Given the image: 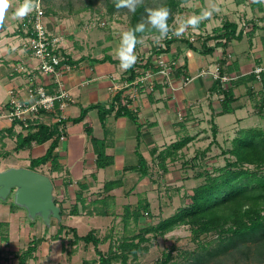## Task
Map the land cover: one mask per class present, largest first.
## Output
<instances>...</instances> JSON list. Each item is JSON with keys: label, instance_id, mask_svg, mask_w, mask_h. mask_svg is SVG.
Listing matches in <instances>:
<instances>
[{"label": "crops", "instance_id": "0c3cea01", "mask_svg": "<svg viewBox=\"0 0 264 264\" xmlns=\"http://www.w3.org/2000/svg\"><path fill=\"white\" fill-rule=\"evenodd\" d=\"M260 4L262 11L259 7L254 8L261 13L260 17L255 14L259 23L264 22V3ZM22 21L14 25L10 17H6V23L10 27L6 28L5 25L0 27V109L11 98L10 90L24 88L28 83V75L18 72L17 66L24 65L31 73H38L36 70L38 61L22 46L24 35L18 29ZM258 25L260 28L254 25L255 30L251 37L247 35L246 38L237 41L244 42L239 45V49L243 50L245 47L249 49L245 54L239 50L235 51L231 42L227 47H217L207 55L199 52L203 50L201 46L196 47L198 49L196 53L203 59L199 57L195 59L191 49L180 54L172 44L165 58L175 61L179 67H186V73L191 79L187 84L183 83L185 76L175 72L169 77L155 74L152 81L135 84L136 77L141 73L137 72L134 80L129 82L128 73L120 67L119 59L111 57L114 61H102L105 54L103 57L100 56L102 53L94 55L86 49L82 54L84 52L82 48L79 52H75L74 48L66 50L63 43L65 51L71 57L73 68L61 72L58 78L54 75L39 74L36 78V82L43 84L48 91L57 89L59 87L57 84L60 83L70 95V101L65 108L57 109L58 113L61 112L64 116L66 134L65 140L60 141L55 149L58 161L63 166L62 171L51 172L49 163L41 165L46 167L45 170L48 172L46 175L54 183L57 205L61 204L64 210L66 207L70 208L76 202V194L79 191L77 183L81 181L88 185L83 195L88 203H91L98 193L99 198L109 195L112 197L110 200L116 201L117 192L127 191L128 183L142 185L144 190L150 189V192L160 191L163 186L161 180L167 181L169 177L171 180L182 179L181 175L186 173L184 170L186 162L200 156L197 146L209 142V136L214 133V128L217 134H222L225 125L232 126L231 129L235 132L233 139L239 131L237 129L252 128L243 126L250 119L260 117L258 120L264 121V112H259V101L264 99L263 84L261 81H248L234 89L236 100L233 103L234 112L230 114H235V120H227L228 123L219 122V119L225 116V114L220 115L222 94L219 88L215 87L216 79L212 76L219 60L226 62V66L230 69L228 76L233 79L250 74L257 66L264 67V25ZM47 27L51 33L60 36L49 26V22ZM208 57L210 58L207 59ZM211 68L213 69L210 70ZM207 74L211 77L208 76L202 81V77ZM228 86H230L228 81L222 82L221 87ZM251 101L253 103H250ZM92 105H100L105 111L92 108L87 111L86 118L82 122L76 124L71 122V119L80 116L82 110ZM186 111L188 114L184 115ZM42 121L45 124L54 123V114H44ZM87 122L92 127L91 135L105 143V153L112 159V165L104 169H98L96 166V154L90 136L84 129ZM11 126L12 123L0 117V149L5 143L16 141L18 134L25 135L28 132L18 125L12 132H6ZM189 128L196 129L195 135L182 136L183 131L188 134ZM181 141H184L185 145L175 156H171L173 146ZM49 143L32 145L28 149L31 160L43 156ZM207 147H210V144ZM192 151L195 155L190 160ZM141 158L144 159L143 168L142 165L140 166ZM31 160L28 161V166ZM71 165L77 167L78 172L75 171L77 179L71 176L72 173L68 169ZM163 166H166V169ZM8 167H19V165L17 161L10 160V151H0V170ZM54 175L60 177L56 179ZM109 176L112 178H107ZM186 178L189 180L187 175ZM114 180H121V187L108 194L102 193L104 184ZM64 181L69 183L66 187L63 185ZM72 191H74L73 196ZM131 193L127 191L125 195ZM147 193H143V199L150 205L146 197ZM115 201L112 200L113 203ZM0 221L7 222L2 220L1 216Z\"/></svg>", "mask_w": 264, "mask_h": 264}, {"label": "rangeland", "instance_id": "374dc122", "mask_svg": "<svg viewBox=\"0 0 264 264\" xmlns=\"http://www.w3.org/2000/svg\"><path fill=\"white\" fill-rule=\"evenodd\" d=\"M176 1H182L177 8L170 7L168 0H144L141 6H144L142 19L146 15L145 8H153L160 5L168 7L171 11L168 25L172 32L179 28L189 17H201L205 11L211 13L210 16L202 18L195 28L188 26L181 36L172 35L178 39V41L173 43V47L177 51L179 50L180 54L190 49L186 47L187 43L184 42L185 40L190 41L198 48L206 41L208 45H214L216 40H206V38L216 35V29L221 28L225 21L237 23L238 29L244 32L243 38H246L247 34L252 31L254 25L258 28H260L258 24L264 25V22L259 23L257 18H255V14L260 17L261 13H258L257 9L251 7V3L254 0ZM22 3L23 0H10V7L7 9L4 21L6 28L7 26L10 27L6 23V17H10V20L13 21L12 23L16 25L20 20L26 19L28 15L33 13L32 11L22 19L16 18L15 12ZM40 5L45 14L42 21L46 25L49 22V26L60 34L62 38L61 42L62 44L65 43L63 45L66 50L74 48L75 52H79L80 48H82L84 51L82 54L85 53L86 49L87 52L94 55L102 53L100 54L102 57L105 54V56L118 59L117 50L120 45V37L123 32L130 30L133 13L128 12L127 9L117 11L114 7V0H40ZM110 6L111 10L109 9ZM158 35V33L150 32L141 34L140 40H142V43L137 44L135 48L136 61H141L140 58L147 60L148 57L153 56L154 47L157 45L154 43L153 37ZM237 41H232L233 49L235 51H242L241 53L244 54L248 52L249 49L247 47L243 48V50L239 49V45L244 42L239 43ZM151 52L152 54L150 55ZM191 53H193L195 59L198 57L202 58L194 50ZM163 57L165 58L166 56L163 55ZM208 76L210 74H207L205 77L203 76L202 81L204 78H208ZM212 76L214 77V75ZM250 103L253 102L251 101ZM183 114H188V111ZM248 116H250L249 113ZM235 117V114H225V116L219 119V122L228 123L227 120H235ZM259 118L250 119L247 121L248 124L245 123L246 125L244 124L243 126L262 127L261 129H264V121L258 120ZM231 128L232 126L225 125L222 134L216 133L214 136L212 133L209 136V142L198 144L199 151L196 149L198 153L200 155L203 152L206 153L205 155L202 154V157L197 162H192L191 164H200L204 168L202 166H196L195 168L186 167L184 169H187V171L184 175H181L182 179H172V181L171 177H169L167 181L166 179L165 181L161 180L160 183L163 186L160 191L150 192V189L144 190L142 185L138 186L135 183H128L127 191H131V195L126 196L125 193L127 191H118L116 201L113 199L115 203L110 200L109 204H106L107 206L109 205V213L106 217L93 214L88 215L81 210L80 215H66L60 222L52 219L50 226H47L39 218L35 220L29 219L25 210L13 204L12 198H9L6 202H0V216L2 220H7L9 223V240L7 242L0 240V264H13L16 261L15 255L23 252L33 239H38L41 242L38 244L37 251L35 252V259L31 260L30 264H86V262L92 264L93 261L98 259L93 244L74 242L73 234L69 229L75 228L79 235H85L91 229H95L97 236L107 239L104 244L99 246L101 251L107 252L110 245L115 247L118 241L124 238H131L141 229L150 226L154 227L160 220L171 216L185 203V199H183L185 192L190 193L193 188L203 182V178H194L196 173L202 172L203 169L211 171L213 168L222 167L225 165L226 159H233V156L230 154L222 155V151L231 149L232 147V137L235 132ZM195 131L196 129L189 128L188 134L183 131L182 136H194ZM66 143L65 141L64 144L66 145ZM207 144H210V147H207ZM15 145L16 141H11L9 144L5 143V146L0 151H10L11 161H17L19 167L29 168L28 161L31 160L30 152L28 149L17 152L15 151ZM194 155L192 151L189 159L191 160V157ZM45 168L40 166L37 168V171L46 175L48 172H46ZM68 169L72 173L71 176L77 179L75 173L77 167L71 165ZM261 174L264 175V167L261 169ZM186 175L189 180L186 178ZM58 177L60 176L54 175V178L58 179ZM107 178L112 177L109 176ZM57 184L59 185V182ZM58 185L57 192L59 190ZM73 192H71L72 196ZM143 193H147L146 197L150 201V214L144 215L138 224H135L132 218H129L125 224L123 221L124 206L128 204L135 207L138 201L144 198ZM98 206L105 209L101 204ZM68 208L66 207L65 212L68 211ZM61 224L65 226V230L59 234L58 229ZM146 237L150 240L142 243L140 250L137 252L136 259H133V256L129 255L128 264H162L164 255L169 252L173 256L169 264H188L193 262L192 259L195 253L201 252L199 247L201 244H205L204 246L211 249L217 245V235L215 234L202 236L199 242L193 241L191 232L187 226L177 227L164 236L153 237V233H150ZM113 263L123 264L120 260H115ZM204 264H264V260L261 259L259 261V257L252 246L249 257H246L241 252L231 250L228 253L206 261Z\"/></svg>", "mask_w": 264, "mask_h": 264}, {"label": "trees", "instance_id": "16d2710c", "mask_svg": "<svg viewBox=\"0 0 264 264\" xmlns=\"http://www.w3.org/2000/svg\"><path fill=\"white\" fill-rule=\"evenodd\" d=\"M168 1L169 6L172 8H177L182 2L176 0ZM251 7H259L260 11L263 10L261 4L258 2L251 3ZM109 9H112L111 6ZM143 11L144 6H140L137 8L136 12L133 13L130 29H133L142 20ZM20 26L21 24L18 28L19 31H21ZM254 30L255 28L253 27L252 31L247 35L251 37ZM147 32L157 33L152 29H147L143 33ZM215 32L216 35L206 38V40H216L215 45L209 46L206 41L201 44L203 50L199 52L206 55L211 54L215 48L227 47L233 40H241L244 36L243 30L238 29V24L231 21H225L222 27L216 29ZM141 34L142 33L136 34L138 39H140ZM170 34H172V31H170ZM176 41H178V39L172 36L165 39V49L154 47V54L146 60L145 65L136 62L132 68L127 70V80L129 82L133 81L137 76V69L140 68L147 69L150 67L155 71L158 70L157 67L153 66V58L155 56L158 57L167 54L172 44ZM184 42L187 43L186 47L198 51L190 41L185 40ZM69 58L71 59L70 56ZM107 60L114 61L110 56L106 55L102 61ZM225 63L224 60H219V78L216 79L215 84V87H218L222 94L220 115L234 112L233 103L236 100L234 89L240 84L248 81H261L264 89V72L261 74V80H258L254 70L248 75L233 79L228 76L230 69ZM185 68V66L173 67L172 72L183 74L185 77H188ZM226 68L227 70H225ZM232 69L234 68H231V70ZM227 76L229 77L228 82L230 86L227 88L221 87L223 81L220 78ZM259 104V112H264V99H261ZM92 108H98L102 112L105 111L100 105H92L82 110L80 116L71 119V122L74 124L82 122L86 118L87 111ZM56 112H58L57 109ZM16 125L17 123H13L6 132H12ZM60 125H64V121L51 124L42 122L31 126L25 135L22 133L17 135L15 146V151L17 152L29 149L34 144L41 145L50 142L43 156L31 160L29 169L37 171L38 167L49 163L51 172L62 171L63 166L59 163L57 155L55 154V149L60 142ZM84 129L90 136V142L96 154L97 168L104 169L112 165V159L105 153V143L91 135L92 127L89 122L85 123ZM213 134L214 136L216 135L215 128ZM184 145V141L174 145L170 155L175 156L177 151L182 149ZM205 153L206 152H203L201 155H205ZM227 154L232 155L233 159H226L224 166L213 168L211 171L203 169L202 172L196 173L194 178H203V182L193 188L190 193L185 192L183 194L185 203L171 216L160 220L154 227L150 226L141 229L131 238H124L118 241L115 247L110 245L107 252H103L99 249V246L104 244L107 239H102L97 236L95 229H91L85 235H79L75 228L69 229L73 234L74 242L93 244L98 259L93 261L92 264H114L113 262L115 260H120L123 264H128L129 255H132L133 259H136L137 252L140 250L142 243L150 240L146 237L148 234L153 233V237L164 236L177 227L187 226L195 242H199L202 236L217 235L216 247L211 249L204 246L205 244H201L199 246L201 252L195 253L192 259L193 262L188 264H204L206 261L228 253L231 250L241 252L246 257H249L252 246L259 257V261H261V259L264 260V175L261 174V169L264 167V129L252 127L239 130L232 140L231 149L222 151V155ZM200 156H197L191 161H187L184 168L202 166L196 163L194 165L191 164L192 162H197L201 158ZM143 160L142 158L140 160V166L142 165V168L145 167ZM163 168L166 169V166H163ZM184 170L187 171V169ZM68 184V182L64 181L63 185L66 187ZM121 185V180L107 181L103 186L102 193L108 194L114 189L120 188ZM77 186L79 191L76 194V202L67 212H65L60 204L62 218L66 215H80V209H83L86 213L88 212V215L95 213L94 215L100 217L108 216L109 205L107 206L106 204H109L112 197L108 195L99 198L98 193V195L96 194V197L91 200V203H88L87 198L83 196L84 192L88 189V185L81 181L77 183ZM55 203L58 204L56 200ZM100 204L105 209L98 206ZM124 211L123 221L125 224L129 218H132L134 223L138 224L139 220L144 215L150 214V205L146 200L140 199L135 207L125 205ZM8 230L9 223L0 221L1 241L7 242L9 240ZM64 230L65 226L61 224L58 233L60 234ZM40 242L41 241L38 239H33L23 252L15 255L16 261L13 264H30V261L35 259V252ZM171 254L172 253L169 252L164 255L165 257L162 264H169V262L172 261L173 256ZM86 264L90 263L86 262Z\"/></svg>", "mask_w": 264, "mask_h": 264}, {"label": "built area", "instance_id": "2783aa9c", "mask_svg": "<svg viewBox=\"0 0 264 264\" xmlns=\"http://www.w3.org/2000/svg\"><path fill=\"white\" fill-rule=\"evenodd\" d=\"M44 10L41 5L38 10H34L31 15H28L21 23L20 30L23 33L22 46L28 50L31 55L38 61L37 74L31 73L24 65L17 66V71L28 75V83L26 87L20 89H12L9 91L10 99L0 109V117L6 119L9 123H17L23 130H29L31 126L42 123L43 115L46 113L54 114V123L64 121L62 113L56 112L58 107L65 108L67 102L70 101V95L65 91L61 84L57 89L48 91L47 88L36 82L39 75L49 76L54 75L59 77L63 71H70L73 68L69 54L65 51L62 45V38L47 29V25L42 21L44 18ZM169 37L172 34L169 33ZM155 37H153V40ZM165 39L155 45L156 48L165 49ZM152 52L150 53V55ZM141 61H136L138 64H146V59L140 58ZM152 68L137 69L141 73L136 77L135 84L152 81L155 74L169 77L173 67H179L175 61L165 59L163 55L153 58ZM264 72V67L257 66L254 68V73L258 80H261V74ZM215 79L219 78L218 67L214 72ZM223 82L228 81V77L220 78ZM189 77L184 78V84L190 82ZM151 86H153L151 84ZM22 91V92H21ZM60 141H64L65 127L59 126Z\"/></svg>", "mask_w": 264, "mask_h": 264}, {"label": "clouds", "instance_id": "9594fccd", "mask_svg": "<svg viewBox=\"0 0 264 264\" xmlns=\"http://www.w3.org/2000/svg\"><path fill=\"white\" fill-rule=\"evenodd\" d=\"M144 0H114V7L117 11L127 9L130 13H135L137 8L143 4ZM254 2L264 3V0H254ZM10 7V0H0V27H3L7 9ZM40 8V0H23V3L17 8L15 17L22 19L34 10ZM145 17L133 28L121 34L120 45L117 50V57L120 62V67L127 71L132 68L137 60L135 48L137 44L142 43L138 39L137 33H143L147 29L155 30L159 35L155 37L154 43L160 44L164 39L169 38L171 31L168 20L171 11L168 7L160 5L153 8H145ZM211 13L205 11L201 17H189L173 35L179 37L183 34L188 26L195 28L202 18L210 16Z\"/></svg>", "mask_w": 264, "mask_h": 264}, {"label": "water", "instance_id": "95a60500", "mask_svg": "<svg viewBox=\"0 0 264 264\" xmlns=\"http://www.w3.org/2000/svg\"><path fill=\"white\" fill-rule=\"evenodd\" d=\"M55 186L47 175L24 167L0 170V201L12 198L13 204L26 211L29 219H41L47 226L51 220H62L61 208L55 203Z\"/></svg>", "mask_w": 264, "mask_h": 264}]
</instances>
